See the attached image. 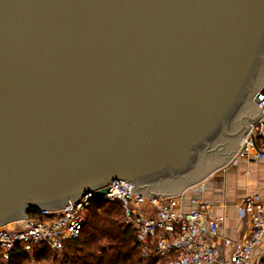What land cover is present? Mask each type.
<instances>
[{"label": "water", "instance_id": "obj_1", "mask_svg": "<svg viewBox=\"0 0 264 264\" xmlns=\"http://www.w3.org/2000/svg\"><path fill=\"white\" fill-rule=\"evenodd\" d=\"M263 85L264 0H0V227L115 180L180 192Z\"/></svg>", "mask_w": 264, "mask_h": 264}, {"label": "built area", "instance_id": "obj_2", "mask_svg": "<svg viewBox=\"0 0 264 264\" xmlns=\"http://www.w3.org/2000/svg\"><path fill=\"white\" fill-rule=\"evenodd\" d=\"M256 105L264 109V94L259 92ZM263 117L250 125L243 135L238 154L264 153V138L257 126ZM132 184L112 181L105 194L92 191L81 199L55 210L31 209L28 219L0 227V251L7 261L18 246L29 253L52 248L62 252L66 240L76 239L86 222L88 208L95 200L117 203L122 210V223L135 229V246L146 264H217L218 249L214 244L225 216L213 215L212 205L201 202L185 210L182 193L151 197L131 192ZM238 217L247 223L248 236L232 240L223 238L230 248L228 260L222 264H264V197L254 194L243 198L237 206Z\"/></svg>", "mask_w": 264, "mask_h": 264}, {"label": "crops", "instance_id": "obj_3", "mask_svg": "<svg viewBox=\"0 0 264 264\" xmlns=\"http://www.w3.org/2000/svg\"><path fill=\"white\" fill-rule=\"evenodd\" d=\"M262 88L264 85L259 91ZM256 94L251 98L254 103ZM257 130L262 133L260 136L264 138V122L257 126ZM242 138L243 135L240 136L235 151L224 163L199 180L185 186L180 192L168 194L182 193L185 210L194 209L199 203L206 202L212 205L213 215L226 217L219 229V237L213 241L218 249L217 264L228 260L231 251L230 248L223 245V238L237 240L249 235L247 223L241 220L237 214V206L240 201L254 194L264 197V153L258 155L255 152L245 155L238 154Z\"/></svg>", "mask_w": 264, "mask_h": 264}, {"label": "trees", "instance_id": "obj_4", "mask_svg": "<svg viewBox=\"0 0 264 264\" xmlns=\"http://www.w3.org/2000/svg\"><path fill=\"white\" fill-rule=\"evenodd\" d=\"M117 203L95 200L87 210L86 222L78 238L66 240L62 252L52 248L34 252L37 264H146L135 246V229L122 223ZM0 264H31L21 246Z\"/></svg>", "mask_w": 264, "mask_h": 264}, {"label": "rangeland", "instance_id": "obj_5", "mask_svg": "<svg viewBox=\"0 0 264 264\" xmlns=\"http://www.w3.org/2000/svg\"><path fill=\"white\" fill-rule=\"evenodd\" d=\"M242 135H244V133L242 134ZM241 135V136H242ZM13 227H15V224L14 223H12V224H10V228H13ZM37 263V262H36ZM32 264V263H31Z\"/></svg>", "mask_w": 264, "mask_h": 264}, {"label": "bare ground", "instance_id": "obj_6", "mask_svg": "<svg viewBox=\"0 0 264 264\" xmlns=\"http://www.w3.org/2000/svg\"><path fill=\"white\" fill-rule=\"evenodd\" d=\"M10 224H12V223H10Z\"/></svg>", "mask_w": 264, "mask_h": 264}]
</instances>
